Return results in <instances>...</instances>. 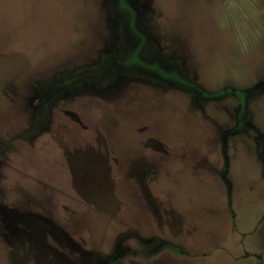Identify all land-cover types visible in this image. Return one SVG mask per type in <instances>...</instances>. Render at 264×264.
I'll return each instance as SVG.
<instances>
[{
  "label": "rangeland",
  "instance_id": "374dc122",
  "mask_svg": "<svg viewBox=\"0 0 264 264\" xmlns=\"http://www.w3.org/2000/svg\"><path fill=\"white\" fill-rule=\"evenodd\" d=\"M0 264H264V0H0Z\"/></svg>",
  "mask_w": 264,
  "mask_h": 264
}]
</instances>
